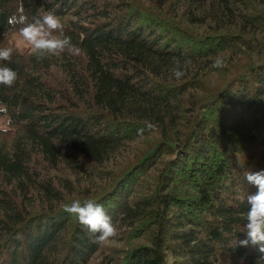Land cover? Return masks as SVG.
Returning a JSON list of instances; mask_svg holds the SVG:
<instances>
[{"label": "trees", "instance_id": "obj_1", "mask_svg": "<svg viewBox=\"0 0 264 264\" xmlns=\"http://www.w3.org/2000/svg\"><path fill=\"white\" fill-rule=\"evenodd\" d=\"M21 4L79 54L18 47ZM0 47L17 73L0 85V264H264L233 247L257 190L244 174L264 170V0H0ZM73 200L118 236L94 243Z\"/></svg>", "mask_w": 264, "mask_h": 264}, {"label": "clouds", "instance_id": "obj_2", "mask_svg": "<svg viewBox=\"0 0 264 264\" xmlns=\"http://www.w3.org/2000/svg\"><path fill=\"white\" fill-rule=\"evenodd\" d=\"M7 22L10 26L18 27L20 37L37 60L64 54L74 56L80 52L79 47L64 34V24L61 19L52 12L40 13L29 19L21 4L17 12L8 17ZM13 53V47H0V62H11ZM191 63L190 58H185L182 63L175 62L170 69L171 76L180 80L186 75V70ZM213 67H223V58L217 56L213 61ZM16 80V71L6 64H0V85L12 87ZM0 111H6V109H0ZM154 127L152 123H149L145 128L138 129L137 135L143 136L146 129L150 131ZM244 175L257 190L247 195L248 209L242 229L245 237L238 239L233 247H255L264 257V170L245 172ZM63 211L76 217L78 223L94 236L93 242L97 245L103 246L118 236V230L103 205L93 200L84 202L73 200L71 203L64 204Z\"/></svg>", "mask_w": 264, "mask_h": 264}, {"label": "rangeland", "instance_id": "obj_3", "mask_svg": "<svg viewBox=\"0 0 264 264\" xmlns=\"http://www.w3.org/2000/svg\"><path fill=\"white\" fill-rule=\"evenodd\" d=\"M13 40L15 44L20 47V48H25L27 49V45L23 42L22 38L20 37L19 33H16L13 35Z\"/></svg>", "mask_w": 264, "mask_h": 264}]
</instances>
